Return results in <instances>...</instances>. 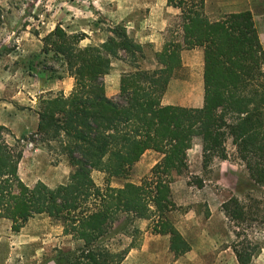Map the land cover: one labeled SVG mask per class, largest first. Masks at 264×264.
<instances>
[{"label":"trees","instance_id":"16d2710c","mask_svg":"<svg viewBox=\"0 0 264 264\" xmlns=\"http://www.w3.org/2000/svg\"><path fill=\"white\" fill-rule=\"evenodd\" d=\"M166 3L180 11V22L156 54L160 69L145 71L133 62L135 70L120 78L119 101L105 95L102 78L120 52H141L123 26L111 29L98 47L78 48L85 36L67 35L59 26L43 38L44 51L64 58L74 84L67 97L39 98L33 136L54 144L48 150L65 158L71 168L66 184L25 185L18 165L27 139L13 138L10 144L4 137L8 130L0 126V219L9 221L14 233L34 215L58 223L64 236L81 243L65 264H121L140 246L136 220L148 221L152 235L169 236L174 258L187 253L190 246L170 219L176 210L170 186L173 176L187 169L195 137L201 139L203 167L213 156L225 158L230 138L251 183L264 186V52L251 12L210 21L205 0ZM196 48L203 50L202 108L162 105L168 82L181 67V51ZM148 150L161 155L149 174L139 184L112 187L111 179H127ZM93 171L104 175V186L93 181ZM221 209L232 222L244 219L237 197ZM117 234L130 239L126 248H115ZM232 249L238 264H251L256 255L254 248Z\"/></svg>","mask_w":264,"mask_h":264},{"label":"rangeland","instance_id":"374dc122","mask_svg":"<svg viewBox=\"0 0 264 264\" xmlns=\"http://www.w3.org/2000/svg\"><path fill=\"white\" fill-rule=\"evenodd\" d=\"M159 1L162 0H0V126L8 130L4 133L6 141L13 144V138H26L22 141L25 152L43 148L53 163L71 171L64 157L48 150L47 146L53 148L54 144L42 143L41 136H33L38 122L39 98L67 97L74 84L64 58L44 51L43 38L59 26L67 35L85 36L78 48L98 47L110 37L111 29L123 26L129 38L141 47V54L132 56L120 52L112 60L124 62L135 70L133 62L140 67L146 57L155 54L156 58L164 44L174 37L180 22V11L170 6L169 26L160 35L154 34L147 17ZM223 1L233 6L223 4L221 7L211 0L204 9L206 17L216 21L228 15L232 8L249 10L264 52V0ZM137 36L145 42H137ZM156 48H160L157 53ZM189 58L194 63L193 68L190 71L181 68L180 73L189 72L196 81L198 56ZM48 88L53 90L42 92ZM180 91V87H175L167 96L179 95ZM112 99L119 101V94ZM225 154L224 159L213 156L203 167L201 139L195 137L187 152V169L173 176L171 191L176 210L170 214V219L174 225L182 226L194 249L177 264H237L234 245L246 251L254 248L256 255L251 264H264V186L251 183L230 138L225 142ZM154 161V157L147 156L140 168H131L127 179L112 178L111 186L119 188L127 182L139 184L149 174L146 172ZM20 176L29 186L37 179L54 184L51 179L57 177L27 175V172ZM91 177L97 185L104 186L102 173L93 171ZM233 196L244 208V219L232 222L223 214L220 220L212 222L210 210L220 211L222 203ZM131 227L127 226L126 230L131 231ZM133 227L151 230L149 225L144 227L140 222H134ZM129 241L121 234L112 239L118 249L126 248ZM80 246V242L64 236L61 226L46 215H34L18 233L11 231L9 221L0 219V264H65ZM128 264H140V260L135 258Z\"/></svg>","mask_w":264,"mask_h":264},{"label":"crops","instance_id":"0c3cea01","mask_svg":"<svg viewBox=\"0 0 264 264\" xmlns=\"http://www.w3.org/2000/svg\"><path fill=\"white\" fill-rule=\"evenodd\" d=\"M166 1L167 0L159 1L155 6L151 8L148 14L147 21L150 27L152 28V32L154 34L158 33V35H160V33H162L169 26L170 18L168 14H170L171 12L170 9L172 8H170V6H167ZM210 1L211 0H205L204 9L207 8ZM213 1H214V4L221 6V7L223 4L227 3V2H224L223 0H213ZM231 3L233 4V2ZM225 6H233V5L226 4ZM242 11L244 10L232 8L228 11V14L239 13ZM173 14L177 15L178 13H173ZM135 38L139 39V41H137L139 43L145 42L143 41V38L141 37L137 36ZM154 51L155 53H157L160 51V48L159 49L156 48ZM191 55L198 56L199 74L197 76L198 78L196 79V81L192 78L191 73L189 74V72H187L185 75L184 74L182 75L180 73L181 68H187L188 71H190L191 67L193 68L194 63H192L191 59L189 58ZM180 59H181V67L177 71H175L172 78H170L168 85L166 87V90L164 94L162 95L161 104L179 106L183 108L200 109L203 106V78H202L203 50L201 48H196V49H191V50H182L180 53ZM110 67L111 68L109 70L108 75H106L105 78H103L105 95L108 98H116L119 94V85H120L121 76L123 74L133 72L134 69L129 67L126 63L118 61V60H114V61L112 60V62L110 63ZM139 68L142 70L151 71V72L154 70L160 69V66L158 65L156 61L155 54H153L152 56L146 57V61H144L142 66L140 65ZM195 82H196V86L194 87L193 84ZM175 87L181 88L179 95L168 97ZM51 90H53V88H48L46 91H42V92L47 93V92H51ZM70 91H71V88H70ZM36 128H37V125L35 126V129ZM147 156H152L155 158V161L153 162L151 167H149V170L161 159V155L159 153L154 152L152 150H148L141 156L140 160L134 164V168H140L143 160ZM149 170L146 173H148ZM25 172H27V175H57L56 178L53 177L51 179L52 182H55L54 184L45 183L44 181H42V179L41 180L37 179L35 182L36 184L37 182L40 181L44 183L46 186H48L49 188H55L57 186L64 185L67 183L68 177L71 171L66 166L53 163L49 154L43 148L38 147L28 153L24 151L23 157L18 165L19 178L25 185L29 186L30 184L25 183L20 176V175H25ZM33 184L34 183H32L31 185ZM223 214L224 213L222 212L221 208H220V211L219 210L213 211L211 209L210 210V220L212 222L213 220H220ZM134 222L135 223L140 222L142 223V226L144 227L146 226L148 227L149 225V222L146 220H136ZM221 224H222V221H221ZM174 226L178 230V232L181 234V236L189 244L190 241H189L188 235L186 236L184 234L185 232L182 226L180 225H179L180 227L176 225ZM139 230L143 232L141 236L140 246L136 249L130 250V252L128 253V255L126 256V258L121 264H128L129 261H133L135 258H139L140 264L142 263L143 264H177L181 259L185 258L186 256L189 255V253L194 251L193 246L189 244L190 250L187 253L178 257V259L174 258L173 254L170 252V249H169V244H170L169 236L152 235L150 231L148 232L147 230L144 231L142 229H139ZM193 231L195 232V228ZM235 260H236V257H235Z\"/></svg>","mask_w":264,"mask_h":264},{"label":"built area","instance_id":"2783aa9c","mask_svg":"<svg viewBox=\"0 0 264 264\" xmlns=\"http://www.w3.org/2000/svg\"><path fill=\"white\" fill-rule=\"evenodd\" d=\"M29 147H31V145H29Z\"/></svg>","mask_w":264,"mask_h":264}]
</instances>
